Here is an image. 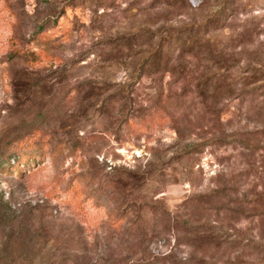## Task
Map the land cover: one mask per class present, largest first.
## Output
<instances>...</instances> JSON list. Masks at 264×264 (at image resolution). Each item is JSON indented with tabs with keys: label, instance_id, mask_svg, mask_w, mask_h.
<instances>
[{
	"label": "rangeland",
	"instance_id": "1",
	"mask_svg": "<svg viewBox=\"0 0 264 264\" xmlns=\"http://www.w3.org/2000/svg\"><path fill=\"white\" fill-rule=\"evenodd\" d=\"M27 140L0 264H264V0H0V156Z\"/></svg>",
	"mask_w": 264,
	"mask_h": 264
},
{
	"label": "trees",
	"instance_id": "2",
	"mask_svg": "<svg viewBox=\"0 0 264 264\" xmlns=\"http://www.w3.org/2000/svg\"><path fill=\"white\" fill-rule=\"evenodd\" d=\"M8 60H11L13 58L12 54H9L8 56ZM169 58L168 56V50L165 48H163V46L161 45L154 53H152L151 55L148 56L146 62L143 63V67L150 68V69H155L157 66L161 67L163 64V61H167V59ZM166 64V63H165ZM140 65V64H139ZM148 71V70H147ZM127 121V120H126ZM40 148H36L35 144H33L31 141H26L20 145H14V146H9L7 148H5V150L1 153V158L0 161L2 163L5 164H9L8 160L12 159L13 163H18V161L22 160V159H26V160H34L35 158H37V152L39 151ZM109 181L111 182V184H119L121 183L120 179H116L115 176H110ZM53 197L58 195L57 192L55 190H51ZM5 206L8 207L9 209V205H7V201H3V199H0V209ZM143 207L149 209H154L153 206H150L149 203L143 204V206H141V208H138L137 211L140 214H143L144 209ZM156 210V209H155ZM164 212L162 214L161 212V225L163 226V229L167 230V227L169 228V217L167 216V213L165 211V208H163ZM166 215V217H165ZM172 228V226H170ZM64 261V260H63ZM62 260L59 259H55V260H50V258H43V264H63ZM68 261V260H67Z\"/></svg>",
	"mask_w": 264,
	"mask_h": 264
}]
</instances>
